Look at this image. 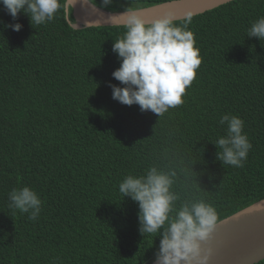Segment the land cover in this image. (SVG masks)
<instances>
[{
    "label": "trees",
    "instance_id": "obj_1",
    "mask_svg": "<svg viewBox=\"0 0 264 264\" xmlns=\"http://www.w3.org/2000/svg\"><path fill=\"white\" fill-rule=\"evenodd\" d=\"M89 1L116 11L167 0ZM261 17L264 0L192 16L201 65L183 104L158 117L112 99L109 84L123 87L112 76L120 66L112 46L124 25L74 29L61 10L31 26L0 5V264L153 261L159 234L140 235L138 205L118 187L154 164L177 166V208L203 199L217 221L263 198L264 40L247 37ZM17 22L19 32L5 27ZM224 114L244 121L253 146L243 167L216 159ZM24 186L42 201L35 221L8 207L9 192Z\"/></svg>",
    "mask_w": 264,
    "mask_h": 264
},
{
    "label": "clouds",
    "instance_id": "obj_2",
    "mask_svg": "<svg viewBox=\"0 0 264 264\" xmlns=\"http://www.w3.org/2000/svg\"><path fill=\"white\" fill-rule=\"evenodd\" d=\"M111 3L112 0H102L104 6ZM0 5L13 20L21 13L26 15L31 26L46 24L63 10V19L73 26L68 13L69 0L63 3L61 0H0ZM191 21L189 14L178 25L168 14L146 24L135 11H129L125 32L112 46L120 61L112 76L123 85L109 84L112 99L126 106L138 105L141 112L150 111L158 117L183 104L186 89L201 65L194 33L188 28ZM5 27L19 32L23 25L17 22ZM247 37L264 40V17L251 23ZM219 124L226 127V134L214 143L219 150L216 159L222 164L243 167L253 147L243 131L244 121L236 115L224 114ZM176 169L173 161L162 167L154 164L144 175H127L118 191L138 205L140 235L159 234L154 264H205L207 256H202L201 244L215 228L216 211L195 197L183 200L177 208L181 197L174 191ZM41 204L36 191L27 186L14 188L8 194V207L28 214L32 221L38 219Z\"/></svg>",
    "mask_w": 264,
    "mask_h": 264
},
{
    "label": "water",
    "instance_id": "obj_3",
    "mask_svg": "<svg viewBox=\"0 0 264 264\" xmlns=\"http://www.w3.org/2000/svg\"><path fill=\"white\" fill-rule=\"evenodd\" d=\"M232 0H170L139 8L111 11L89 0H69L72 28L122 26L129 11L146 24L171 14L174 21L203 13ZM205 264H255L264 258V197L216 222L209 238L202 242ZM148 264H154V261ZM195 264V262H194Z\"/></svg>",
    "mask_w": 264,
    "mask_h": 264
},
{
    "label": "rangeland",
    "instance_id": "obj_4",
    "mask_svg": "<svg viewBox=\"0 0 264 264\" xmlns=\"http://www.w3.org/2000/svg\"><path fill=\"white\" fill-rule=\"evenodd\" d=\"M262 260V259H261ZM154 261V260H153ZM152 262V261H151ZM151 262H149V263H151ZM148 264V263H147Z\"/></svg>",
    "mask_w": 264,
    "mask_h": 264
}]
</instances>
